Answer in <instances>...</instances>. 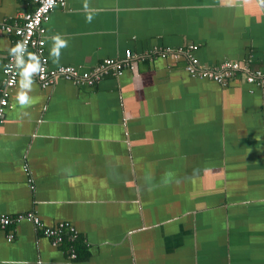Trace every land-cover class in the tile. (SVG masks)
I'll return each mask as SVG.
<instances>
[{
  "label": "crops",
  "instance_id": "0c3cea01",
  "mask_svg": "<svg viewBox=\"0 0 264 264\" xmlns=\"http://www.w3.org/2000/svg\"><path fill=\"white\" fill-rule=\"evenodd\" d=\"M33 8L0 0V89L13 45L1 23ZM44 27L51 69L194 46L199 65L264 72V0H64ZM188 63L145 55L41 87L25 58L0 123V214L76 234L53 245L31 221L0 227V264H264V84Z\"/></svg>",
  "mask_w": 264,
  "mask_h": 264
},
{
  "label": "built area",
  "instance_id": "2783aa9c",
  "mask_svg": "<svg viewBox=\"0 0 264 264\" xmlns=\"http://www.w3.org/2000/svg\"><path fill=\"white\" fill-rule=\"evenodd\" d=\"M28 1L34 4V8L23 14L22 24L1 23L2 29L6 33H11L13 35V45L11 52L8 54L7 62L2 69L3 85L0 89V123L4 118L5 109L8 106V90L16 83L19 68L26 57L33 67L35 79L41 87H46L53 83L58 76L72 79L74 82L92 84L102 73L111 70L114 75H119L125 68L131 69L134 67V58L145 56L142 54L137 55L127 49L125 50L123 58H105L89 72H78L74 67L69 65L51 69L48 67V60L44 50V23L47 21L52 8L58 3L63 4L64 0ZM193 49L194 46L182 49H172L169 47L154 48L150 51L148 50L146 55L170 56L172 58L185 56L189 62L185 66V70L190 76L209 78L225 84L234 74L243 72L246 81L257 83L263 87L264 75L260 70L250 71L244 63L235 60H224L217 66L205 67L199 65L196 58L193 56ZM30 187H32V185H30ZM22 220L33 222L35 228L38 229L42 235L49 238L53 245L62 242L65 236H69L72 239L76 234L75 228L69 225L68 222L61 221L48 225L32 212L18 213L14 216L0 214V227L6 228ZM11 237L12 234H8V239ZM71 256H74V254H71Z\"/></svg>",
  "mask_w": 264,
  "mask_h": 264
},
{
  "label": "clouds",
  "instance_id": "9594fccd",
  "mask_svg": "<svg viewBox=\"0 0 264 264\" xmlns=\"http://www.w3.org/2000/svg\"><path fill=\"white\" fill-rule=\"evenodd\" d=\"M20 99H21V102L23 103V102L25 101L26 98L23 97V96H21Z\"/></svg>",
  "mask_w": 264,
  "mask_h": 264
},
{
  "label": "trees",
  "instance_id": "16d2710c",
  "mask_svg": "<svg viewBox=\"0 0 264 264\" xmlns=\"http://www.w3.org/2000/svg\"><path fill=\"white\" fill-rule=\"evenodd\" d=\"M143 55H146V54H143ZM146 56H148V57H154V55H151V56H149V55H146ZM256 70H259V69H256ZM261 71V70H260ZM262 72V71H261ZM262 73H264V72H262Z\"/></svg>",
  "mask_w": 264,
  "mask_h": 264
}]
</instances>
